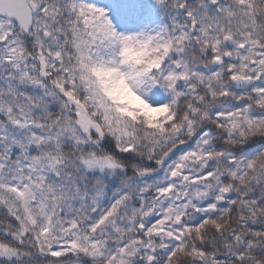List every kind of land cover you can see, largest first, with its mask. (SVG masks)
<instances>
[{"label":"snow or ice","instance_id":"obj_1","mask_svg":"<svg viewBox=\"0 0 264 264\" xmlns=\"http://www.w3.org/2000/svg\"><path fill=\"white\" fill-rule=\"evenodd\" d=\"M0 264H264V0H0Z\"/></svg>","mask_w":264,"mask_h":264}]
</instances>
